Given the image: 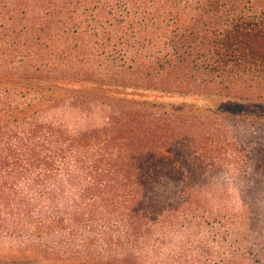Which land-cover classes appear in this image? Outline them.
I'll use <instances>...</instances> for the list:
<instances>
[{
    "label": "trees",
    "instance_id": "obj_1",
    "mask_svg": "<svg viewBox=\"0 0 264 264\" xmlns=\"http://www.w3.org/2000/svg\"><path fill=\"white\" fill-rule=\"evenodd\" d=\"M232 168L264 199V0H0V264H142Z\"/></svg>",
    "mask_w": 264,
    "mask_h": 264
},
{
    "label": "rangeland",
    "instance_id": "obj_2",
    "mask_svg": "<svg viewBox=\"0 0 264 264\" xmlns=\"http://www.w3.org/2000/svg\"><path fill=\"white\" fill-rule=\"evenodd\" d=\"M145 98L205 103V99L160 93H149ZM73 114L62 108L50 119L66 124L68 131L75 132L84 124ZM240 179L241 172L235 168L216 179L214 196L208 205L211 209L199 215L191 228L185 226L158 232V235L164 234V241L157 247L149 246L151 252H156V257L146 256V262L142 264H264V199L245 198L239 187ZM42 212L44 210L36 215ZM27 240L26 235L14 240L12 233L0 231V260L16 256L20 243Z\"/></svg>",
    "mask_w": 264,
    "mask_h": 264
}]
</instances>
